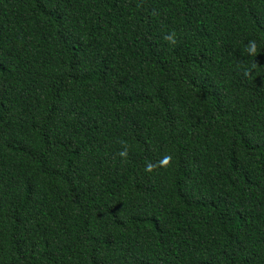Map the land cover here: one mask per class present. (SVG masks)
Returning a JSON list of instances; mask_svg holds the SVG:
<instances>
[{"label": "trees", "instance_id": "1", "mask_svg": "<svg viewBox=\"0 0 264 264\" xmlns=\"http://www.w3.org/2000/svg\"><path fill=\"white\" fill-rule=\"evenodd\" d=\"M0 264H264V0H0Z\"/></svg>", "mask_w": 264, "mask_h": 264}, {"label": "clouds", "instance_id": "2", "mask_svg": "<svg viewBox=\"0 0 264 264\" xmlns=\"http://www.w3.org/2000/svg\"><path fill=\"white\" fill-rule=\"evenodd\" d=\"M165 39L169 41L170 43H175V33L170 32L169 34L166 35ZM248 51L250 53H255L256 51V44L255 41H250L248 45ZM121 155H124V153H121Z\"/></svg>", "mask_w": 264, "mask_h": 264}]
</instances>
